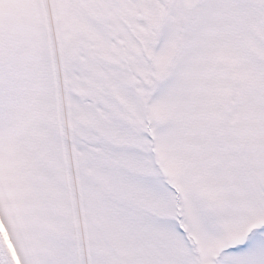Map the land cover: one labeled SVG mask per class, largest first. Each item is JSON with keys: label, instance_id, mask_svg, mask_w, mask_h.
<instances>
[{"label": "snow or ice", "instance_id": "6c2138e0", "mask_svg": "<svg viewBox=\"0 0 264 264\" xmlns=\"http://www.w3.org/2000/svg\"><path fill=\"white\" fill-rule=\"evenodd\" d=\"M0 264H264V0H0Z\"/></svg>", "mask_w": 264, "mask_h": 264}]
</instances>
